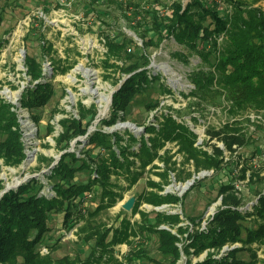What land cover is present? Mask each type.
<instances>
[{"label":"rangeland","instance_id":"obj_1","mask_svg":"<svg viewBox=\"0 0 264 264\" xmlns=\"http://www.w3.org/2000/svg\"><path fill=\"white\" fill-rule=\"evenodd\" d=\"M173 1L141 0L137 10L132 4L133 0L129 6L123 4L122 7L113 2L94 3L95 13L86 15L84 0H0V99L9 104L16 116L13 129L20 133L24 151V158L15 165L4 163L0 157L3 186L0 192L15 189L31 177H37L43 183L39 193L47 197L54 195L51 187L54 179L50 178L53 166L66 151L82 157L89 136L94 131L116 132L122 137L119 144H131L130 149L134 150L138 148L140 139L151 147V137L154 136L161 145L156 147V155L150 164L141 168V160L129 155V159L138 165L132 166L139 173L138 180L131 183L122 175L111 174L108 187L116 193L114 204L98 210L93 219L107 227L119 228L123 218L132 225L147 221H143V217L151 220L153 210L178 214L176 225L160 223L158 227L178 236L176 245L180 258L176 264H187L189 258L191 263H195L204 259L207 253L220 257L228 250L244 245L235 241L224 244L219 250L210 248L196 255L189 246L190 253H184V248L190 242L188 233L194 229H205L218 209L229 207L222 202L226 193L219 192L220 182L230 181L235 186V194L243 198L242 204L236 208L242 211L251 210L257 201L258 197L253 195L254 186L264 192V111L248 107L233 108L234 112H230L225 100L217 105L198 100L191 94L194 84L188 75L197 67L199 55L187 51L172 36L153 43L141 39L144 32L138 23L142 21L145 10ZM179 1L185 5L189 0ZM244 1L264 10V0ZM139 29L142 36L135 32ZM106 38L124 44L111 46L108 50ZM26 53L42 61L41 78L31 80L27 74ZM134 65L138 66L132 70ZM61 67H65V71H61ZM143 68L147 69L148 74L158 76V80L151 82L145 93L134 94L135 103L132 102L126 112L115 109L111 103L112 96L124 80ZM47 80L53 85L50 99L43 107L30 110L21 100L25 87ZM151 98H156L159 103L148 109L144 102ZM102 109L103 112L99 113ZM32 114L39 119L35 120ZM168 116L176 122H184L196 134L194 146L197 148L209 154L213 142L223 148L219 168L194 169L192 158L187 157L178 141L159 138L157 132ZM112 117H115L114 122L106 123ZM62 119L82 122L89 119L86 131L71 137L64 148L56 143L64 130ZM225 123L236 125L245 132L249 143L230 153L222 142L207 140L208 127L217 129ZM146 126L154 127V131H145ZM130 136L136 140L131 141ZM111 139L114 141L115 137L112 135ZM255 147L257 151H254ZM114 149L119 155V148L114 146ZM101 152H104L103 148ZM253 170L258 173L250 182L249 174ZM243 173L245 177L240 176ZM92 176H97V173H92ZM152 182L161 185V190ZM240 189L244 190L246 196L238 192ZM151 193H171L179 200L153 205L144 199ZM130 196L135 197L133 207L125 210L121 204ZM106 199L101 200V187L95 184L77 204L87 215L88 210L95 209L98 203H105ZM137 201L138 204H135ZM198 217L200 222L195 224L194 220ZM50 224L51 228L39 243L40 254L53 259L63 255L85 257L88 244L80 239L79 223L63 225L58 217L52 216ZM179 226L183 230L179 231ZM135 232L130 234L128 240L113 245V255L124 264L140 263L124 259L131 247L130 241L134 246H145L151 256L158 254L155 233L147 238L138 230ZM245 247H250L256 254L255 264H264V243L252 242ZM238 255L243 259L249 257L246 248ZM146 263L144 259L140 264Z\"/></svg>","mask_w":264,"mask_h":264},{"label":"trees","instance_id":"obj_2","mask_svg":"<svg viewBox=\"0 0 264 264\" xmlns=\"http://www.w3.org/2000/svg\"><path fill=\"white\" fill-rule=\"evenodd\" d=\"M84 1L87 5L85 11L87 15L95 13L94 3L113 2L122 7L123 4L129 6L132 0ZM140 1L133 0L132 4L136 10ZM45 2L46 6L47 1ZM145 11L142 21L138 23L144 32L141 39L146 43H153L172 36L177 43L186 47L187 51H194L199 55L197 67L188 75L194 84L191 94L198 100L211 105H217L225 100L230 112H234L233 108L248 107L264 111V10L261 7L252 6L244 0H189L185 5L179 0H174L168 5L151 7ZM1 19L0 16V22ZM140 29L135 32L142 36ZM106 39L108 50L111 46L124 44ZM25 64L31 80L43 76L42 61L35 55L26 53ZM137 66H132V70ZM60 70L65 71V67H61ZM157 80L158 76L148 74L146 68L134 72L112 96L113 107L126 112L131 103H135L133 95L145 93L149 84ZM52 93L53 85L50 80L35 85L29 84L25 87L21 100L25 106L33 110L43 107ZM158 103L156 98H151L150 101L144 102V106L152 109ZM32 116L35 120L39 119L36 114ZM114 120L115 117H112L106 123H112ZM88 122L89 119L85 122L62 119L64 130L59 134L56 143L64 148L71 137L86 131L85 126ZM13 126H16V116L9 104L0 99V157L4 163L10 165L18 164L24 158L20 133L13 129ZM145 131L153 132L154 127L146 126ZM112 135L115 137L114 141L111 139ZM157 135L159 138L178 141L187 157L192 158L194 169L219 168L223 148L214 142L211 143L210 154L197 148L194 146L196 134L184 122H176L168 116ZM206 136L209 141L222 142L230 153L249 143L245 132L228 123L217 129L208 127ZM89 137L82 157L72 151H66L53 166L50 178L54 179L51 182L54 195L49 197L41 195L39 191L43 183L37 177H31L17 188L10 189L0 196V264H124V261L113 255V245L128 240L131 233H136L135 230L147 238L151 233L156 234L158 254L151 256L145 246H134L133 241H130L131 247L125 260L141 263L145 259L146 264L177 263L180 258V251L176 245L178 236L166 228H159L158 225L160 223L176 225L178 214L153 210L151 220L143 217V221H147L132 225L123 218L119 228L107 227L93 219L98 210L114 204L116 193L108 187L110 175H122L129 182H136L139 173L132 166L138 165L129 159V155L141 160L139 167H146L156 155V147L161 143L152 136L149 147L140 139L138 148L134 150L130 149L131 144L120 145L122 137L116 132L94 131ZM130 140L134 141L136 138L130 136ZM114 146L119 148V155ZM101 148L104 150L103 153ZM254 151H257V147ZM94 172L97 176H92ZM257 173V170H253L249 174L250 182H253L251 178L257 177ZM240 176L245 177L244 173ZM95 184L101 187V200L107 198V201L103 204L98 203L95 209L88 210L86 215L77 203L81 202L83 196ZM152 185L161 190V185L154 182ZM2 187L0 180V189ZM218 188L220 193H226L222 197V202L229 207L218 209L205 229H194L188 233L187 238L190 242L184 248V253L187 255L190 253L189 246L196 255L210 248L219 250L224 244L235 241H240L244 245L230 249L220 257L207 253L204 259L195 263H191L189 258L187 264H255L256 254L250 247L245 246L252 242L264 243V192L254 186L253 195L258 197L257 201L251 210L242 211L236 207L242 204L243 198L237 197L235 194L237 190L230 181L220 182ZM238 192L246 196L244 190L240 189ZM144 199L153 205L175 203L179 200L171 193H151ZM135 204H138V201ZM52 216L58 217L63 225L72 226L79 223L80 239L88 244V252L84 258L63 255L53 259L39 253V243L44 233L51 228ZM199 222L200 217L194 220L195 224ZM178 230L183 229L179 226ZM245 248L249 254L247 259L238 255Z\"/></svg>","mask_w":264,"mask_h":264},{"label":"water","instance_id":"obj_3","mask_svg":"<svg viewBox=\"0 0 264 264\" xmlns=\"http://www.w3.org/2000/svg\"><path fill=\"white\" fill-rule=\"evenodd\" d=\"M6 189L2 190L0 192V195H2V193L5 191ZM134 201H135V197L133 196H130L129 198H127L122 204V208L125 209V210H131V208L133 207V204H134Z\"/></svg>","mask_w":264,"mask_h":264},{"label":"bare ground","instance_id":"obj_4","mask_svg":"<svg viewBox=\"0 0 264 264\" xmlns=\"http://www.w3.org/2000/svg\"><path fill=\"white\" fill-rule=\"evenodd\" d=\"M102 112H103V109L99 111V113H102ZM118 125H119V124H118ZM123 125H125V124H123ZM178 189H179V187H178Z\"/></svg>","mask_w":264,"mask_h":264}]
</instances>
